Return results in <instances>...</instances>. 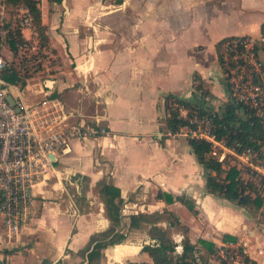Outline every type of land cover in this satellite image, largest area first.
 <instances>
[{"label":"crops","instance_id":"0c3cea01","mask_svg":"<svg viewBox=\"0 0 264 264\" xmlns=\"http://www.w3.org/2000/svg\"><path fill=\"white\" fill-rule=\"evenodd\" d=\"M39 1L46 69L24 67L8 42L3 52L19 80L10 83L3 75L7 95L28 112L42 138L79 124L107 132L72 138L54 150L50 167L33 186L28 227L9 235L0 215V261L87 264L91 237L112 226L97 190L107 180L121 192L118 229L126 241L108 245L101 264H154L143 251L159 245L152 227L167 232L175 258L188 241L195 247L188 252L192 258L222 264L220 247L233 244L244 245L255 264H264L262 209L208 192L206 170L184 130L167 127L166 110L168 96L200 97L201 82L209 92L206 103L217 101L221 110L230 95L222 68L216 71L218 43L228 36H259L264 0H66L67 8L59 0ZM23 34L37 35L29 28ZM237 161L242 176L245 167ZM245 174L243 179L254 180ZM160 191L174 202L158 199ZM183 195L194 201L196 212L176 200ZM140 213L155 217L131 228L130 216ZM225 235L232 239L225 241ZM200 239L213 243L216 254Z\"/></svg>","mask_w":264,"mask_h":264},{"label":"built area","instance_id":"2783aa9c","mask_svg":"<svg viewBox=\"0 0 264 264\" xmlns=\"http://www.w3.org/2000/svg\"><path fill=\"white\" fill-rule=\"evenodd\" d=\"M12 10V13H10ZM37 34L34 14L25 3L10 6L8 0H0V215L9 235L17 234L31 223L30 208L34 200L33 186L42 179L54 150L68 144L75 137H91L105 134L102 126L76 125L68 130L52 132L42 138L35 130L28 112H18L7 98L3 75L10 64L3 48L9 42L11 29L21 33L16 51L24 67L38 71L45 67V51L37 37L27 38L23 30ZM264 29L259 36L234 35L222 38L218 43V58L229 99L240 104L264 122ZM228 99V100H229ZM219 108H201L181 103L177 117L185 124L189 138L204 140L211 145L209 155L220 162L234 157L264 177V151L245 145L241 141L229 143L227 136H219L217 118ZM259 250V253H262ZM222 264H255L244 245L220 247Z\"/></svg>","mask_w":264,"mask_h":264},{"label":"trees","instance_id":"16d2710c","mask_svg":"<svg viewBox=\"0 0 264 264\" xmlns=\"http://www.w3.org/2000/svg\"><path fill=\"white\" fill-rule=\"evenodd\" d=\"M25 3L28 5L34 14V20L40 35H42V43L47 41L44 26L42 25L41 9L39 0H8L10 6H15L17 3ZM21 33L18 29H11L8 41L14 49L17 41H20ZM11 68L7 69L4 73V78L8 82L16 83L19 77L14 72L11 73ZM9 72V73H8ZM197 91L201 92V96L185 100L176 96H168L166 99V110L170 114L167 118V127L172 132H177L185 124L183 119L177 117V107L179 104L196 105L201 108H212L206 102L205 98L209 96V92L204 85L199 83ZM242 112L241 114L239 112ZM219 124V136H227L229 143L234 141H241L245 145L254 147L258 151H264V122L253 113L244 109L240 104L232 100H226L221 105V112L217 118ZM189 144L195 153L200 164L206 170V187L210 193H220L228 200L236 202L239 205L247 206L251 210H261L264 207V197L261 195L260 187L253 180L246 181L240 175V170L236 165L229 166L228 169L224 167V163L211 157L210 143L189 138ZM257 173V172H256ZM264 179V178H263ZM260 184H264V180ZM100 186V194L104 201L106 212L112 221V226L98 234L91 237L90 244L86 251L88 252L87 264H101L103 250L108 245L122 243L126 240V235L118 228L121 225L123 218L122 208L123 199L121 197L120 189L112 182L103 180ZM158 199H164L168 203L174 202L175 198L167 192L160 191L157 194ZM176 200L184 203L191 211L196 212L195 204L192 199L185 198V196H178ZM153 216L147 214H132L130 216V227H138L141 222L149 221ZM152 232L157 234L159 245H145L143 251L147 252L153 259L154 264H208L206 261H198L190 256L194 252L195 247L188 241L184 245V252L179 257H174L175 251L174 243L167 236V232L161 230L159 227H152ZM232 238L229 235L224 236L225 241H230ZM206 247L212 254H216V246L204 239L199 241ZM126 264H146L144 262H128Z\"/></svg>","mask_w":264,"mask_h":264},{"label":"rangeland","instance_id":"374dc122","mask_svg":"<svg viewBox=\"0 0 264 264\" xmlns=\"http://www.w3.org/2000/svg\"><path fill=\"white\" fill-rule=\"evenodd\" d=\"M53 1H55V0H50V2H51V4H52V2ZM61 6H64V4L62 5V3H61V0H59V1H57ZM66 6H67V4H66ZM65 7V6H64ZM63 8V7H62ZM66 8V7H65ZM63 11V10H62ZM10 13H12V10H10ZM37 31H38V28L36 27L35 28ZM36 37H37V39H39L40 41H43L44 39H42L41 37H42V35H40V32L38 31V33H37V35H36ZM45 46L47 47L48 45L47 44H45ZM48 58H49V54L48 53H45V62L48 60ZM215 64H216V71H218L219 72V74H220V72H221V66L219 65V63L217 62V61H215ZM42 69H46V67H43ZM42 69H40V71L42 70ZM210 100H212L211 101V103L213 102V98L212 97H210ZM217 101H215L214 103H216ZM213 103V105H211V106H213V107H215V108H217L216 107V105ZM210 106V107H211ZM240 114L242 113L241 111L239 112ZM227 162H226V164H225V168L226 169H228L229 168V166H231V165H237L238 164V161L236 160V159H234V157H230V158H227V160H226ZM242 171L244 172V175H246L245 173H248L249 175H253V177H254V180L253 181H255L256 183H257V185L260 187V192H261V195L264 197V184H260L261 182V180L263 179L262 177H261V175H259L258 173H256L255 171H252L251 169H249V168H247V167H245V168H242ZM244 175H242V176H244ZM245 179V178H244ZM248 178H246V180H247ZM264 180V179H263ZM83 181V183H85L86 184V180H82ZM87 185V184H86ZM97 190H98V192H100V186H98V188H97ZM72 192H73V190H72ZM260 221H264V207L262 208V211L260 212ZM155 216H153V217H151L150 218V220H152L153 218H154ZM126 241V240H125Z\"/></svg>","mask_w":264,"mask_h":264},{"label":"water","instance_id":"95a60500","mask_svg":"<svg viewBox=\"0 0 264 264\" xmlns=\"http://www.w3.org/2000/svg\"><path fill=\"white\" fill-rule=\"evenodd\" d=\"M62 3L64 4V6L67 8L66 6V0H62ZM7 98L9 100V102L11 103L12 106L15 107V109L20 112L21 111V108L18 106L16 100L12 97V95H7ZM0 264H3L1 261H0Z\"/></svg>","mask_w":264,"mask_h":264}]
</instances>
